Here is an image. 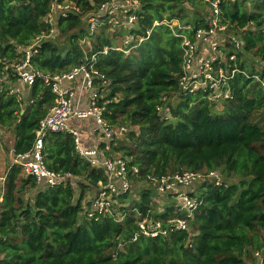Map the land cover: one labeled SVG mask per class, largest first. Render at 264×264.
Returning a JSON list of instances; mask_svg holds the SVG:
<instances>
[{"label": "trees", "instance_id": "obj_1", "mask_svg": "<svg viewBox=\"0 0 264 264\" xmlns=\"http://www.w3.org/2000/svg\"><path fill=\"white\" fill-rule=\"evenodd\" d=\"M65 1L79 8V13L55 18V38L66 37L67 50L44 41L31 63L51 75L92 66L109 81L99 102L103 117L109 126L127 132L123 141L100 143L98 150L106 157L121 156L138 169L132 186L183 172L217 171L224 182L200 184L201 204L189 232L146 238L139 234L138 222L146 214L163 224L181 217L174 204L157 212L156 192L149 186L129 204L128 193L117 198L122 221L111 215L87 219L82 215L83 205H89L85 194L94 196L98 184L106 183V173L76 153L68 133H48L44 164L66 178L61 185L45 187L21 165L8 166L2 176L0 264H255L253 253L264 247V66L256 69L244 55L264 62V0L220 1V23L243 46L227 47V56H235L229 64L237 71L229 82L232 98L220 103L219 112L201 92L170 103L181 74V39L165 24L154 26L176 21L207 29L208 14L201 11L206 0H136L132 32L150 34L129 55L110 49L119 35L110 37L108 26L92 34L88 26L84 29L88 16L107 0ZM53 2L0 0V72L6 76L0 83V128L13 132V156L31 150L39 121L54 104L50 88L39 80L24 94L11 93L19 83L11 65L22 59L35 36L49 31L45 18ZM173 30L181 32L176 26ZM184 33L191 38L192 33ZM86 38L90 42L84 53L80 41ZM159 106L168 109L170 119L159 115Z\"/></svg>", "mask_w": 264, "mask_h": 264}, {"label": "built area", "instance_id": "obj_2", "mask_svg": "<svg viewBox=\"0 0 264 264\" xmlns=\"http://www.w3.org/2000/svg\"><path fill=\"white\" fill-rule=\"evenodd\" d=\"M220 1L206 0L209 5L207 29L194 30L192 25H181L176 21L154 24V26L165 24L175 33V36L181 39L182 65L178 79V91L175 97L194 96L201 92L205 95V99L212 104H220L232 98L229 82L237 69L235 67L231 68L229 61H234L235 56L228 57V51L221 52L220 49L223 47L227 50V47H234L235 50H240L243 44L233 35H227L226 26L220 23ZM137 9L138 2L136 0H107L100 5L94 14L88 16V31L92 34L100 26L106 25L111 33H117L121 26L125 27L127 32L121 38V46H114L110 49L129 55V52L148 39L150 34V30L146 32L144 37L132 32L137 21ZM69 12L79 13V8L65 0L62 2L54 0L51 10L45 18V23L50 25L49 31L35 36L31 44L23 50L22 59L11 65L13 75L25 87L28 88L39 80L50 88L55 98L53 106L46 116L39 121L31 150L26 154L14 156L12 163L21 165L25 174L34 176L37 182L42 183L45 187L61 185L66 177L48 170L44 164L42 154L43 138L46 134L53 132L68 133L73 139L76 153L93 167L102 168L107 177L106 183L98 184L99 188L91 200L88 201L89 205H83L82 215L87 219L94 220L111 215L120 222L124 215L117 210L120 207L117 198L131 192L133 180L139 178L138 169L130 167L128 161L121 156L106 157L98 148L85 147L78 130L68 125L70 118L83 120L92 117L96 123V132L100 143L108 145L109 142L117 139V135L124 131V128L109 126L103 117L105 108L99 103L103 93L109 86V81L92 66L80 65L66 73L51 75L35 69L31 63V59L37 53L41 43L55 38L54 24L56 16L66 17ZM175 26L181 32L173 30ZM184 32L192 33L191 38ZM106 50L107 48L103 53ZM4 72V70L0 72V83L6 79ZM79 75L82 78V88L91 91L89 107L86 110H74L70 100L71 91L62 87L63 82H72ZM261 85L264 88L263 82H261ZM11 93L17 94L18 90H11ZM157 112L164 120L170 119L168 109L165 107H157ZM4 182L5 177H0V203L4 193ZM203 182L221 186L224 180L217 171L183 172L162 177H148L146 183L157 195L172 196V199L175 200V213L182 216L170 218L163 224L151 220L146 214L137 224L139 234L146 238H155L166 236L172 232H189V223L193 212L201 204L200 198L192 196L191 194L194 191L189 189H193ZM253 257L255 258V264H264V247L260 251L254 252Z\"/></svg>", "mask_w": 264, "mask_h": 264}, {"label": "rangeland", "instance_id": "obj_3", "mask_svg": "<svg viewBox=\"0 0 264 264\" xmlns=\"http://www.w3.org/2000/svg\"><path fill=\"white\" fill-rule=\"evenodd\" d=\"M208 4V3H207ZM185 7L188 9V16H191L192 14V8H190L189 3H185ZM202 13H206L208 14L209 12V5H207V7H203L201 9ZM88 26V22L85 23L84 25V29H87ZM127 29L125 27H120L117 31V34L119 35V38L114 39V46H121V38L122 36H124V34H126ZM109 36L113 37V34H111V31L108 30ZM237 39V38H236ZM52 41H55V43L57 44L58 47L62 48L63 51H66L68 48V44H67V40L66 37H56L53 39H50ZM238 40V39H237ZM239 41V40H238ZM89 42H90V38H86L83 41H80V47L82 48V50L84 51V53H86L87 49L89 48ZM243 44V43H242ZM220 51H229V48L227 50H225L223 47L220 49ZM223 52V53H226ZM244 58L250 59V61L252 63H254V67L257 69L259 66H264V62H260L258 60H252V58H250L249 56L244 55ZM18 85V84H17ZM15 88V87H13ZM21 88V86H20ZM21 91H25L24 89H22ZM177 98L174 96H172L170 98V103L174 106L175 103L177 102ZM215 109L219 111H221L222 106L220 104H217L215 106ZM126 132H127V128H124V131H122L120 134L117 135V140L118 141H123L125 139L126 136ZM12 141H13V132L11 129H1L0 128V177L4 176V173L6 172L7 168L9 165H11V163L13 162L14 156L11 153V149H12ZM222 177V176H221ZM223 178V177H222ZM149 185L146 182H135L133 184V188L131 189V192L128 194V201H126V204H129L130 202H134L137 201L139 198V193L140 190L142 189H146L148 188ZM200 184L197 185L196 189L194 190V196H200L201 194V189L199 190ZM93 194L92 191H88L85 194L84 197V201L88 202L89 200H91ZM169 203H175V200L172 199V196L169 195H165V196H160L157 195L153 192V207L154 209L159 212L162 210V208L164 207V205L169 204Z\"/></svg>", "mask_w": 264, "mask_h": 264}, {"label": "crops", "instance_id": "obj_4", "mask_svg": "<svg viewBox=\"0 0 264 264\" xmlns=\"http://www.w3.org/2000/svg\"><path fill=\"white\" fill-rule=\"evenodd\" d=\"M81 79L82 78L79 75L75 78L74 81L72 82L65 81L62 84V87L68 88L72 93L70 100H71L72 108L74 110H86L89 107V97H90L91 91L84 90L82 88ZM17 84L18 85H16L15 89H17L18 92H21L22 94L26 93L27 87H25L20 82ZM22 89H24L25 91H21ZM68 125L71 128L78 130L81 141L85 147L98 148L100 142L98 141L97 132H96V123H95L94 118L89 117L83 120H77L74 118H70ZM13 139H14V136H13ZM12 144H13V141H12ZM11 153H12V149H11ZM196 187L193 189H189V190L194 191Z\"/></svg>", "mask_w": 264, "mask_h": 264}, {"label": "water", "instance_id": "obj_5", "mask_svg": "<svg viewBox=\"0 0 264 264\" xmlns=\"http://www.w3.org/2000/svg\"><path fill=\"white\" fill-rule=\"evenodd\" d=\"M23 112H21V114H22Z\"/></svg>", "mask_w": 264, "mask_h": 264}]
</instances>
